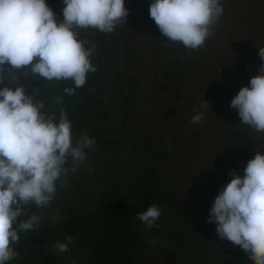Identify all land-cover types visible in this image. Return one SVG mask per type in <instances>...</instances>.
Wrapping results in <instances>:
<instances>
[{"label": "trees", "instance_id": "obj_1", "mask_svg": "<svg viewBox=\"0 0 264 264\" xmlns=\"http://www.w3.org/2000/svg\"><path fill=\"white\" fill-rule=\"evenodd\" d=\"M125 1L129 10L134 12L135 18L154 22L150 18V4L147 0ZM62 2L63 0H47L54 12ZM234 2L235 0H224L222 5L225 13L230 9L229 5L232 6L235 19H238L237 15L241 16L242 11L237 9V5L240 4L236 5ZM129 34L120 30L119 27H116L112 33H101L94 29L81 30V39L86 38L90 41L89 46L95 45L91 60L97 71L89 73L85 86L76 89L73 95H67L63 91L65 87H74L71 81H36L35 77H24L22 73L18 76L15 85L7 79L5 84L24 86L29 94H35L38 100L45 102L44 111L49 114L54 112L57 118H59L60 109L63 108L73 124L74 142L80 134L85 132L96 141L92 149L86 150V156L94 155L97 148L102 147L111 159L128 156V162L126 161L128 164L134 158H142L146 151L151 155L150 159L155 160L158 154L156 150L161 149L160 145L165 147V142L172 139L170 134L167 136L170 131L167 124L165 126L172 115V111H169V102L165 99L163 106L152 111L145 109L140 116H135L131 109L143 100L151 101L150 97L145 96L149 90L157 96L162 90L173 89L175 93L177 89L179 90L180 80L188 73L182 72L178 77L168 74L165 66L169 59L167 56L169 50L165 46L166 42L161 40L165 36L161 34L158 27L150 32L149 39L145 38L154 45L155 57L149 59L152 61V68L154 71H165L164 78L154 71L151 74L152 69L147 65L148 62H144L146 57L141 56L142 53L135 46V38L129 37ZM208 41L212 40L208 38ZM177 46L174 48L172 46L170 53L176 50V52H184L191 58L192 54L196 53L194 56L198 57L204 51L197 54L200 49L189 50L180 43ZM145 48L149 49L148 45ZM234 64L238 66L237 63ZM239 64L243 66L245 81L250 83L251 78L258 74L254 75L252 66L248 65L247 60ZM146 68H149L150 77L143 74ZM225 71L227 73V70ZM232 79L231 87L235 85L234 80H236ZM191 92L193 99L199 97L198 88H193ZM57 96H63L62 104L54 102ZM205 100L209 102L208 104L215 103V106L209 108L210 112L225 110L226 96H219L212 91L209 98ZM227 117L230 122H242L237 109L231 108ZM131 118L139 126L136 131L133 126L118 122L121 119L130 121ZM101 120L107 122L104 128L100 127ZM146 122L155 123L154 126L161 132L144 138L143 133L139 134L142 130L138 129H143ZM220 135L230 142L237 140V144L222 162L223 178L230 182L233 177L230 173H226V168L231 165V173L235 172L243 176L244 169L248 161L254 158L256 150L264 148L257 143L258 139L253 132L246 134L235 131L230 134L228 130L223 129ZM181 143L182 141L177 139L176 144ZM254 143L256 148L252 147ZM174 146L170 147L171 153ZM176 152L177 156L183 153L178 148ZM113 163L115 164V161ZM69 174L63 186H60L58 182L56 195L60 198L59 193L64 186L74 185L75 187L71 189L73 197L58 219L51 218L47 211V208L51 210L56 205L55 198L49 205L42 208L35 204L25 206V214L21 219H27L32 214H36L41 216V225L32 232L20 233V241L14 245L18 256L7 264H73V262L75 264H143L144 257L153 256V248H157L159 254L162 253V256L169 261L181 257L183 252L191 251L187 257L188 264H211L210 256L204 251L206 250L204 244V248L198 246L203 243L200 233L206 239L204 243L208 241L214 244L212 239L217 240L219 264H253L239 246H232L233 243L219 238L215 222L205 227L206 220L202 219L200 211L203 207L207 208L213 198L203 193L201 187L194 186L189 189L186 183L176 187L177 177L171 178L168 183H163L155 170H151L137 181L128 182L110 180L111 177L105 173V170L92 172L87 178V183L75 181ZM211 174L206 173L212 179L219 177L220 171L217 166ZM100 181L101 184L98 186ZM223 187L224 185L220 186V191ZM191 193L193 196H190ZM152 204L158 205L162 212L161 217L156 221L159 227L144 231V226L138 220L137 214L147 210ZM69 236L74 240L69 245L70 251L58 252L53 247L54 243L65 242ZM153 240L158 243H151ZM161 248H166L168 251Z\"/></svg>", "mask_w": 264, "mask_h": 264}, {"label": "clouds", "instance_id": "obj_2", "mask_svg": "<svg viewBox=\"0 0 264 264\" xmlns=\"http://www.w3.org/2000/svg\"><path fill=\"white\" fill-rule=\"evenodd\" d=\"M63 19L58 20L47 0H0V264L18 256L14 245L21 232L41 225V216L21 219L25 206L45 207L55 198L57 184L66 183L86 159L96 141L87 132L74 142L73 124L61 108L59 118L44 111L45 102L25 87L13 85L22 73L47 82L71 81L64 93L73 95L97 71L91 57L95 45L81 39V30L112 33L127 22L125 0H63ZM224 13L221 0H152L149 14L168 42L198 50L214 35V25ZM264 61V47L259 48ZM56 104L63 96L55 97ZM204 100L202 107H207ZM242 124L264 134V63L231 101ZM203 113L192 117L202 122ZM232 179L216 196L209 223H216L220 239L239 246L253 264H264V150L250 159L241 176ZM162 212L152 204L137 214L144 231L158 228ZM69 236L53 247L70 251ZM156 244L158 241L153 240ZM75 264V262H73Z\"/></svg>", "mask_w": 264, "mask_h": 264}, {"label": "rangeland", "instance_id": "obj_3", "mask_svg": "<svg viewBox=\"0 0 264 264\" xmlns=\"http://www.w3.org/2000/svg\"><path fill=\"white\" fill-rule=\"evenodd\" d=\"M223 1L224 0H221V2ZM147 2L151 4L152 0H147ZM237 2L238 0H235L234 3L236 5L240 4L237 5V9L242 11V13L240 12L241 16L237 15L238 19H235L232 6L229 5L231 11L230 9H228L227 13L224 11L219 21L214 25L215 34L209 37L212 41L209 42L208 39L206 40L208 44L200 48L197 54L204 51L201 52L198 57L194 56L195 53L189 58L184 52H176V50L170 53L172 46L173 48L178 47V43L168 42L166 37L161 38V40L166 42L165 46L169 50L167 54L169 59L165 66L167 67L166 70L168 74L176 75L177 77L182 72L188 74L180 80L179 90L177 89L175 93H173V89L166 91L162 90L158 92L160 94L157 96L156 93L154 94L152 90H149L146 92L145 96L150 97L151 101L143 100L142 103H138V106L131 109L135 116H140L145 109L152 111L159 106H163V101H165V99L169 102V111H172V115L166 121L165 126L167 124L168 130L170 131V133H167V136L170 134L173 140L168 139V141L165 142L164 139L166 146L161 147L160 145L159 148L161 149L156 150L158 153L156 159L151 160V155L146 151V154H143L142 158H134L128 164L126 163L129 159L128 156L120 157L116 160L111 159L102 147H98L95 154L87 156L86 161L81 164L75 172L69 171V175H71L75 181L87 183V178L91 176L90 174L92 172H99L101 170H105V173L109 174L111 177L110 180L116 179L121 182H128L130 180L137 181L151 170L157 172V176L160 177L163 183H168L171 178L177 177V180H175L176 187L181 186L183 183H186L189 189L198 186L201 187L200 189L203 188V193L213 198L209 206L207 208L203 207L200 211V214L203 216L202 219L206 220V222H204L205 227L209 226L208 219L210 210L216 196L220 193V186H226V184L229 183L223 178L222 162L228 157L227 154L231 152L233 146L237 144V140L236 142H230L222 137L220 135L222 130L226 129L230 134H233L235 131H241L246 134L253 132L254 136L256 134L258 139L257 143L264 148V134L255 132L248 126L243 125L242 122H230L229 117H227L231 109L230 105L232 99L238 94L242 87L249 86L250 84L245 81L242 71L243 66L239 63L243 60H247L248 65L250 67L252 66L254 75L259 74V68L261 64L264 63L258 55L259 48L264 47V0H239V2ZM125 5L129 9L126 1ZM64 6L63 2L60 3L57 11H55L58 20L63 19L62 9ZM133 14L134 12L129 10L127 22H123L117 27L126 33L129 32V37L135 38V46H137L138 50L142 53L141 56L146 57L144 62H148L147 65L152 69L151 74L155 72L160 77L162 76L161 78H164L163 72L165 71H154V68H152V61H149V59L155 57L154 45L152 42L146 40L147 38L149 39L151 35L150 32L154 31L157 26L154 22L135 18V14ZM144 45H148L149 49L146 50ZM154 61H156V59ZM233 62L237 63L238 66ZM148 69L146 68L143 74L144 76L150 77ZM225 70H227V73ZM247 77H249V75H247ZM232 78L236 79L234 80L235 85L233 87H231ZM188 79L190 80L188 81ZM193 88H198L200 90L197 99L191 97L193 95L191 92ZM212 91L218 93L219 96H226L227 103L225 104L224 111L210 112L209 108L215 106V103L208 104L206 108L202 107L204 100L209 98V94ZM199 113H203L202 122L196 124L192 123V117ZM120 121L125 122L127 126H133L135 131L139 128L138 124L136 125L132 121V118L130 121H124V119L118 120L119 123ZM153 122H155L154 118ZM153 122H146L143 129H138L142 130L139 134L143 133V137L145 138L155 135L156 132L160 133L161 130L155 127V123ZM106 124V121L101 120L100 127L104 128ZM177 139H180L182 143L177 145ZM244 144L246 145V143ZM176 145L178 149L183 151L181 155L177 156ZM171 146H174L172 153L170 151ZM252 147L256 148V144L254 143ZM257 151L258 150H256V152ZM181 159L184 160L181 161ZM114 161L115 164L113 163ZM216 166L220 171V175L212 179L209 175L208 177L206 173L213 174L214 167ZM231 167L230 165L226 168L227 174L231 173ZM179 176L181 177L179 178ZM100 184L101 181L97 185L100 186ZM74 187V185L71 187L64 186L59 193L61 194L60 198L55 195V199L57 200L56 205L51 210L47 208L51 218L58 219L63 214V210L69 205L73 197L71 189ZM190 196H193V194L191 193ZM199 236L203 243L198 246L204 248V244L206 247L204 251L210 256L209 261L211 264H219L220 257L218 258L219 250L217 249V240L212 239L214 244L208 241L204 243L206 240L205 237L202 236L201 233ZM232 246L235 245L232 244ZM166 250L168 251V249ZM190 253L191 251L183 252L181 257H177L174 261H169L162 256V253L159 254L157 248H153V256L144 257L143 264H188L187 257Z\"/></svg>", "mask_w": 264, "mask_h": 264}]
</instances>
